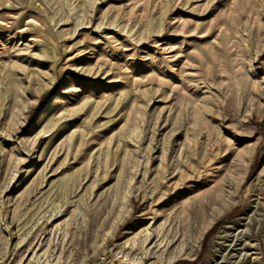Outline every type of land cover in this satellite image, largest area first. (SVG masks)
Masks as SVG:
<instances>
[{"label": "rangeland", "instance_id": "obj_1", "mask_svg": "<svg viewBox=\"0 0 264 264\" xmlns=\"http://www.w3.org/2000/svg\"><path fill=\"white\" fill-rule=\"evenodd\" d=\"M234 262L264 264V0H0V264Z\"/></svg>", "mask_w": 264, "mask_h": 264}, {"label": "bare ground", "instance_id": "obj_2", "mask_svg": "<svg viewBox=\"0 0 264 264\" xmlns=\"http://www.w3.org/2000/svg\"><path fill=\"white\" fill-rule=\"evenodd\" d=\"M154 237V233H151L150 234V240L152 239ZM237 241V240H236ZM237 244V243H236ZM234 264H236L235 262H234Z\"/></svg>", "mask_w": 264, "mask_h": 264}]
</instances>
